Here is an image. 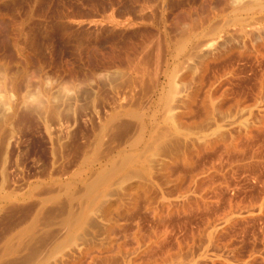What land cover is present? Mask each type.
<instances>
[{"label": "rangeland", "instance_id": "obj_1", "mask_svg": "<svg viewBox=\"0 0 264 264\" xmlns=\"http://www.w3.org/2000/svg\"><path fill=\"white\" fill-rule=\"evenodd\" d=\"M0 264H264V0H0Z\"/></svg>", "mask_w": 264, "mask_h": 264}, {"label": "bare ground", "instance_id": "obj_2", "mask_svg": "<svg viewBox=\"0 0 264 264\" xmlns=\"http://www.w3.org/2000/svg\"><path fill=\"white\" fill-rule=\"evenodd\" d=\"M237 140H238V139H237ZM246 140H247V139H246ZM251 141H252V140H251ZM240 143H241V142H240ZM237 144H238V143H237ZM243 144L245 145V143H243ZM231 145H232V144H231ZM233 145H234V144H233ZM229 146H230V145H229ZM228 148H229V147H228ZM243 148H244V147H243ZM252 148H253V147H252ZM234 150H235V149H234ZM234 150H233V151H234ZM253 153H256V152H253ZM129 162H130V160H128V162H126V163L128 164ZM257 162H258V161H257ZM124 163H125V162H123V164H124ZM124 165H125V164H124ZM124 165H123V166H124ZM125 167H126V165H125ZM100 178H101V177H99V179H100ZM96 181H97V180H96ZM102 181H103V180H102ZM94 182H95V181H94ZM101 184H102L101 182H100V184L96 182V184H93L94 186H93L92 183H91V185H92L93 187L90 186V185H89V186H90V188L92 187V189H91L92 191H93V189H94V193H95V192L97 193V190H96V189H99L98 186L101 185ZM104 184H105V183H104ZM103 186H104V185H103ZM101 187H102V186H101ZM95 190H96V191H95ZM89 196L91 197L92 195H88V197H89Z\"/></svg>", "mask_w": 264, "mask_h": 264}]
</instances>
